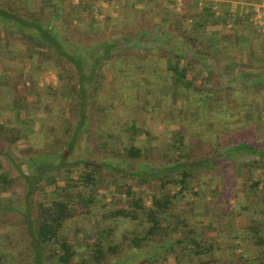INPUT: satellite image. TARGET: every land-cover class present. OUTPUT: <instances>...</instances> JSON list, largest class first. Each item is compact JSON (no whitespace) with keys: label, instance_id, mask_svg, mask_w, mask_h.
Here are the masks:
<instances>
[{"label":"trees","instance_id":"1","mask_svg":"<svg viewBox=\"0 0 264 264\" xmlns=\"http://www.w3.org/2000/svg\"><path fill=\"white\" fill-rule=\"evenodd\" d=\"M176 1L135 0L136 3L148 4L146 8L148 12L157 13L159 10L166 12L168 19L171 11L164 7L163 3L169 2L174 6L177 4ZM220 1L203 0V6L198 13L183 11L179 21H171L174 32L153 27L147 20L148 24L140 26L136 36L120 33L111 41L94 42L91 47L93 53L102 52L93 59L92 67L96 65L97 68L99 66L101 68L102 64L108 62L117 71L120 64L128 61V54L135 50L133 48H139L138 46L144 44L146 40L154 43L155 46L148 50L155 53H152L149 62L143 65L138 78H144L147 84L153 85L152 78L160 72L158 67L162 60H165L171 74L162 79L170 80L174 91H179L181 87L191 89L193 82L188 80V71L197 72L201 77L206 74L211 75L212 70H215L213 73L215 81L212 82V87L210 85L209 94L198 90L201 95L197 103L198 117L200 113L202 115L204 113L218 130L220 126L236 124L240 126L229 128L223 133L216 129L212 134L213 140L217 135L219 136V140L215 138V148L210 151V156H205L204 160L199 162L194 157L192 149L187 148L190 144H186V139L180 134L174 137V141L165 149H156L158 153L155 155L154 151L150 152L155 149L153 145L150 146L151 149L146 148L141 137L146 136L151 139V136L139 126V118L143 117L139 114L146 115L148 109L139 102L134 104L127 87L122 91L121 86L124 81L122 75L113 74L109 84L119 85L114 92L102 86L105 80L104 73L98 80L89 82L88 76L83 80L87 74L85 71L82 72L84 68L82 56L88 47L83 46L84 42L75 39L71 31L67 32L66 29L55 27L56 22L62 17L61 13H57L59 7L41 13L26 6L24 0H0L2 25H9L12 33L17 34L18 39L26 46L32 49L38 48L37 50L40 47L46 48L49 56L56 57L75 72L74 85H64L65 78L61 72H58L62 86L70 87L72 90V109L68 121L69 128L63 136L64 145L69 146V141L70 143L75 141V137L82 134L85 124L88 123L90 131L91 128H95L90 120L93 116L91 108L96 109L97 105L105 107L101 99L110 96L111 93L120 94L136 112L133 120L121 119V125L126 130L122 136H127L129 142L128 148L123 147L126 156L118 151L119 154L115 158L113 156L115 145L107 139L108 149H114L112 152L106 149L102 161L105 169L124 173L132 180L126 190L128 205L123 207L116 201L110 204V209L104 210L106 213L97 223L98 231L92 236H88L90 235L88 227L79 226V221L74 227L70 225L76 216L73 206L68 201L60 197L50 199L45 187L41 186L40 180L49 173V170L41 175L42 178L35 173L32 174L36 165L38 168H44L38 165L44 157L35 161L32 157L28 173L23 172L11 152L16 148L19 137L15 133L12 134L13 132H8L3 124L0 125V200L5 195H9L7 199H12L17 194L23 198L21 201H24L22 208L0 205V225L14 227V232L16 229H21L23 232L22 237H19L17 232L2 237L0 235V258L4 257L7 264H159L160 260H167L170 255L179 262L177 257L181 253H186L188 257L195 259L210 254L217 248L224 250L225 253V249L217 246L220 237L223 239L219 231L216 232L215 238H207L203 229L190 228L186 239L173 238L174 230L172 231L173 228L182 227L187 223L185 221L187 219L176 220L174 200L187 199V204L190 205V199L199 195L195 192V187H211L217 174L225 183L222 191H226L234 180L237 181L238 175H241L240 183L247 186L245 195L252 206L245 213L239 212L249 216V222L240 228V236L227 235L229 239L226 238L225 241L231 244L233 252L243 260V264H264V112L262 110L264 108V30L252 22L256 15L254 4L264 6V0H242L246 8L241 15H232L230 6ZM216 9L221 12L220 17L225 24L228 22L234 24L233 33L240 31L239 37L242 39L238 44L241 49L248 50L249 43L254 40L260 47L262 46L261 55H254L252 62L246 64L248 68L244 69L236 65L238 63L235 59L232 61L228 58V54L233 50L230 40L228 43L225 42L226 44L220 40L212 43V40L209 42L203 37L207 33V24L216 15ZM188 19H193L192 23L184 28L182 22ZM171 23L169 27L172 28ZM74 31L77 32V29L75 28ZM177 31L181 39L175 37ZM223 40L225 41L226 38ZM184 47H188L187 51ZM219 49L220 56L215 58L212 52L215 54ZM116 51L120 53L114 56ZM256 63H260V66L254 67ZM200 79L203 83H208ZM89 84H95L94 89L91 88L87 96V99L93 101L92 106L86 102V95L82 91L85 85ZM134 85L138 86L136 97L139 99L142 97L141 84L134 83ZM203 95L209 97L204 98ZM230 101L234 102V107L229 106ZM202 102L205 103L204 111ZM87 106L91 116L87 115L88 119L83 123V113ZM255 106L257 109H254ZM185 108L189 109V106ZM222 112L225 115L218 117ZM188 134L190 136L191 133ZM194 136L196 134H191L190 137L195 138ZM108 137L111 140L113 138L112 135ZM145 149L148 154L144 156L142 151ZM243 157H247L249 161L241 165L239 160ZM110 161H113L112 164L109 163ZM131 161L134 164H131L125 172L122 163ZM89 163L88 168L68 170L69 175L77 174V179L74 181L86 190L102 176L100 168L93 165L94 162L89 161ZM97 163L100 164V161L97 160ZM68 164L71 166L72 163ZM203 179L208 182H203ZM171 188L175 190L172 192ZM86 201L91 202L90 198ZM14 238L25 246L26 254L21 251L22 248L17 255L13 253L14 248L11 245ZM240 247H242L241 253L245 255L238 254L237 250Z\"/></svg>","mask_w":264,"mask_h":264},{"label":"rangeland","instance_id":"2","mask_svg":"<svg viewBox=\"0 0 264 264\" xmlns=\"http://www.w3.org/2000/svg\"><path fill=\"white\" fill-rule=\"evenodd\" d=\"M148 1L151 2L154 0ZM68 2L70 1L68 0ZM105 3L108 4L109 10L98 14L95 13L96 15L94 14V16L91 17H87L86 12H76L75 10L72 11L71 9H67L64 11L61 20L55 25L57 29H66L67 32L71 31V35H73L75 39L84 42L83 46L88 47L82 56L84 59V68L82 72L85 71L87 74L83 77V80L88 76L89 82H92L98 80L101 75L105 74V80L102 86L110 88V90L114 92L119 85L109 84L112 81L113 74L114 76L118 73L119 76L122 75V77H124L123 86H121L122 91H125L128 88L127 91L132 95L134 104L139 102L142 106H145V108L148 109V111L145 112L146 115L139 114V116H143L142 118H139V126L143 128V131H148L150 134L149 136H151V139L146 136L141 137V140L143 141L142 143L146 145V148H150V146L153 145L155 149H152L150 152L152 153L154 151L155 155L158 153L156 149H165L172 141H174V137H178V134H180L186 139V141L184 140L185 143L190 144L187 148H191L195 155L194 157L201 162L202 159L204 160L205 156H210V151L215 148V138L219 140L218 135L213 140L212 134H214L217 129V127L213 125V121H210V118L208 119L204 113L203 115L200 113V117H198L199 106L197 104L199 97L201 96L198 90L208 92L209 94L210 85L212 87V82L214 83L215 81V75L213 74L215 70H212L211 75L206 74L201 77L197 72L191 70L188 71V80L193 82L191 89L181 87L179 91H174L175 89L173 88L171 81H164L162 79L171 74L165 60H162L160 66L158 65L160 72L153 76V85L147 84L144 81V78L142 79L140 77L141 80L138 78L140 71L143 70V65L147 64L149 62L148 59L152 57V53H155V51L148 50V48L151 49L152 46H155L154 43H151L148 40H146L144 44H140V46H138L139 48H133L135 50L130 51L131 53L128 54V61L120 64L118 66L119 70L117 71L114 70V67L108 64V62L102 64L101 68L100 66L97 68L96 65H93L92 67L93 59L100 56L102 52L93 53L91 51L94 42L102 40L111 41L117 36V34L121 33L129 36H136V32L140 26L147 25L148 21L153 27L163 28L164 30L168 29L174 32V25L171 21H179L183 11L196 13L200 7L203 6L200 4V0H177V4L174 6L169 2H164L163 4H165V6H163L169 8L171 11L169 19L166 16V12H162V10L157 11V13L148 12V10H146L148 4H145V2L136 3L135 0H106ZM122 5L125 7H122ZM42 12H48V10L44 9ZM252 22L264 30V23H259L260 21L257 20V14L254 16ZM170 23L172 28L169 27ZM190 23V19H188L187 21L182 22V26L186 28ZM75 28L77 29V32L74 31ZM10 29V26H3L0 22V40L5 37L7 41L6 48L10 49L11 52L19 53L23 56L20 58V63H23L27 69L30 66H34L35 68H38V70L36 74L34 72L33 74L28 75L26 72L27 69H24L25 75H21V80L19 81L17 78L20 75H17L15 71L11 70V72L7 74L12 77L11 79H8L12 80L9 82H11L12 85L15 84L18 86L20 93L26 95L30 89L27 88L29 86H27L25 82L32 81L33 87L30 90V94H33L34 96L36 95L38 98V104L35 109L37 110L36 114L38 113L42 115L41 111L46 110L52 118H54L52 120L55 123L54 125L61 128V130H56L55 127L52 134L50 133L48 136L46 132L45 135L43 132L39 133V139L37 137L34 138V136L30 134L31 129H28L31 128L32 124L29 122L25 123L26 126H23V128L26 127L23 134H19L16 130L10 128L7 123L0 122V125L3 124L8 132H13L12 134L15 133L19 137L16 148L11 150V152L15 159L18 160L20 169L23 170V172L28 173L31 158L34 157L35 161V158H38L37 155L39 152L42 151L44 159L41 160H44L46 163L42 161V163L38 165H42L44 168H38L36 165L33 167L32 174L35 173L38 177L42 178L41 175L49 170V173H46L40 180L41 186L45 187L46 193L50 196V199L60 197L68 201L73 206V211L76 216L70 225L74 227V225L78 223L77 221H79V226L81 228L88 227V234H90L88 236H92L98 231L97 223L100 218H102V215L106 213L104 210L106 211L110 209V204H113L114 201H116L120 206L127 207L128 205L129 200L126 196V190L127 187L131 185L132 180L130 178L128 179V176L124 173H119L117 171L112 172L111 169H105V164L103 165L102 161L104 159L103 154L106 152V149H108L107 139L110 143H114L115 145V149H108L109 152H112L113 149L115 150L113 153L115 158H117V155L119 154L118 151H120L124 157L126 156V150H123V147L128 148L127 146L129 142L127 136H122L126 130L123 125H121V119L126 120L132 118L131 120H133L136 112L133 110V106H129L130 103L124 101L120 94L111 93L110 96L101 99L103 102L102 105H106L105 107L102 108L99 107L100 105H97L96 109L93 107L91 108L93 116L90 120H92L95 128H91L90 131L88 123L85 124L83 126L84 130L82 131V134L75 137V141L72 143L69 141V146L66 144L64 145L63 140L65 139H63V136L66 129L69 128L68 121L72 109V90L70 87L62 86L58 72H61L65 78L64 85H74L73 76L75 72L71 67L69 68L68 65L57 60L56 57L49 56V52H46V48L40 47L41 49L39 48V50H37V47H35L37 49H32L31 47L26 46L18 39L17 34L8 33ZM214 30L222 31V27L209 26L207 33L204 34L203 37L210 42V32H213ZM175 37L181 39V35L178 31ZM1 43L2 42H0V51L3 50L2 47H4ZM251 43H249L251 51L241 49L239 45L234 43L233 50L228 54V57H230L232 61L235 59L236 63H238L236 65L241 66L244 69L248 68L246 67V64L248 63V60L252 62L253 56L256 54L255 52L262 53V46L260 47L255 41L252 44ZM98 46L99 45H97V47ZM187 48L188 47H184V50L187 51ZM4 52L6 51H2L1 53ZM86 52L87 54H85ZM240 52L242 53V56L239 54ZM118 53L120 52L116 51L114 56ZM6 54L7 56L11 55L8 52H6ZM215 54L212 52L214 57ZM12 64L13 63L9 62L6 67L11 66ZM70 66L73 67V65ZM259 66L260 63L254 65V67ZM11 68H13V65ZM1 69L2 66L0 64V70ZM200 78L208 83H203ZM134 83L141 84L142 97L139 99L136 97L138 96L136 95L138 94V86L134 85ZM94 87L95 84H89L85 85L82 89L83 93L86 95V102L89 106L93 105V101L89 98L87 99V96L90 90L94 89ZM203 96L204 98L209 97V95ZM11 97L9 95L7 96V99ZM244 102L247 103L245 99ZM229 103L230 107L235 106L233 101H230ZM202 105L204 111L205 103L202 102ZM89 106L84 109L83 123L87 121V115L91 116L88 108ZM185 106H189V109H184ZM254 109H257V107L255 106ZM262 110L264 112V108ZM30 112L34 114L33 110ZM224 115L225 114L222 112L221 114H218V117ZM48 121L51 120L49 119ZM216 122H218L217 119ZM237 126H240V124L226 127L220 126L218 127L219 130H217L220 133H223L229 128L231 129ZM188 133L196 134V136H194L195 138H191V134L189 136ZM110 135L113 136V141L108 137ZM260 140H262L261 136ZM147 152V149L142 151L144 156L148 154ZM49 159L51 162H49ZM81 160L83 162H81ZM97 160L100 161V164L97 163ZM89 161L94 162L93 165L100 168L102 176L99 178L98 182H94V184L86 190L81 187L78 182L74 181L77 179V174L69 175L68 170L70 168H74L75 170L84 169V167L88 168L90 164ZM248 161L249 159L247 157H243L239 160V164L242 165ZM111 162L113 161H110L109 163L112 164ZM68 163H72L71 166H69L70 164ZM131 164H134V162L122 163L125 172H127V169ZM243 173L245 175L246 171ZM96 176L98 177V175ZM240 176L241 175H238L237 181L235 182L234 180L233 184H230L226 191H222L225 183L222 182V177L218 174L215 175V182L211 187L196 186L195 192H198L199 195L190 199V205L187 204V199L174 200L176 220H179L180 218L183 220L187 219L185 220L187 223L182 227L180 226L172 229V231L174 230L173 238L186 239L190 228L203 229L207 238H215L216 232L219 231L221 236H223V239L220 237L221 240L217 241V246L225 249L226 252L224 253V250L217 248V250L210 252V254L202 255L196 259L188 257L186 253H181L177 257L180 260L179 262L173 257V255H170L167 260H160L159 264H243V260L233 252L231 244L228 241H225V239L228 238L227 235L240 236V228L249 222L248 215L245 216L239 214V212L245 213L251 206L245 195L247 186L240 183ZM203 182L208 181L203 179ZM171 190L173 192L175 189L171 188ZM86 196L87 198H90V203L86 201ZM7 198H9V195H5L4 198L0 200L1 206L8 205L11 206V208L23 207L24 201H21L23 198H20V195L16 194L12 199ZM16 232L19 237L23 236L21 229H16L14 232V227H8L4 224L0 225L1 237L8 233L15 234ZM238 242L239 241H236V243ZM19 244V240L14 238L11 245L14 248L13 253L17 255L18 251L22 248L21 251L26 254L27 249L25 246L20 244L21 246L19 247ZM240 250H242V247L237 250L238 254L245 255V253H241ZM0 263L7 264L4 257L0 258Z\"/></svg>","mask_w":264,"mask_h":264},{"label":"crops","instance_id":"3","mask_svg":"<svg viewBox=\"0 0 264 264\" xmlns=\"http://www.w3.org/2000/svg\"><path fill=\"white\" fill-rule=\"evenodd\" d=\"M69 1L70 2H68V0H24L26 6L30 7V9L37 10V11H43L42 9L52 11L53 9H58V7H59V10L57 11V13L58 14L61 13L62 17H63L64 11L67 9H71L72 11L75 10L76 12H79V11L86 12L87 17L94 16L95 13L98 14V13H102V12H107L109 10L108 4L105 3L106 0H69ZM202 2H203V0H200V4L203 5ZM220 3L227 4L228 6H230V11H231L232 15H237V14L241 15L243 13V11H245V8H246L245 3L242 0H221ZM123 6L124 5H122V7ZM254 6L256 7L257 16H258V14L264 12V8H262L264 6L259 5V4H254ZM201 8H202V6L200 7V9ZM215 8L216 7H214V9ZM200 9L196 13H198L200 11ZM246 11H247V9H246ZM220 15H221V12L218 11V9H216L215 17H213L209 21V23L207 24V29L209 28V26L210 27L211 26L212 27H216V26L222 27V31L214 30L213 32H210V40H212V43H217L220 40L223 42V44L225 42L228 43V41L230 40V42L233 45H234V43L236 45H239L238 43H240V40L242 39L239 37L241 34L240 31L233 33L234 24L232 22H228L227 24H225V22L221 20ZM60 20H61V17H60ZM60 20H58L56 22V24ZM192 20L193 19H190L191 23H192ZM259 23L263 24L264 20L262 22L260 21ZM7 26H9V25H7ZM8 33L11 34L12 29H10L8 31ZM230 36L233 38L231 39ZM225 38H226V40L224 41L223 39H225ZM254 41H251V42L253 43ZM0 42H2L1 45L4 46V47H2L3 50L0 51V64L2 66V69L0 70V122L9 124L10 128H12L13 130H16L19 134H23L25 132L26 127L23 128V126H26L25 123L29 122L30 124H32V126L28 130L31 129L30 134L32 136H34V138H36V137L39 138V133H42V132L44 133V135L46 132L47 136L50 133L52 134V131L55 129V127H56V130L60 131L61 128H58L57 126L54 125L55 123H54V121H52L54 118H52V116L46 110L41 111L42 115H40L38 113L36 114L37 110H35V109H36L37 104H38V98L36 97V95L34 96L33 94H30V90L33 87L32 81H29V82L26 81L25 82V84L27 86H29L27 88L30 89L28 91L29 94L27 93L26 95H23L20 93L18 86H16L15 84L12 85V83L9 82L12 80H8V79H11L12 77L7 75V74L10 73L11 70L15 71V73L17 75H20L17 78V80L19 81V80H21V75L22 76L25 75L24 69H27V67L25 65H23V63H20V58L23 57L22 55H20L19 53L11 52L10 49L6 48L7 41H6L5 37H3V39L0 40ZM255 43H258V42L255 41ZM249 50L251 51L250 48L248 49V51ZM2 51H6V52L10 53L11 55L7 56L6 52H4L5 53L4 54V53H1ZM219 51H220V49L216 52L215 58L220 56ZM255 53H256L255 55H261L260 52H255ZM239 54L242 56L241 52ZM31 56H32V54H31ZM228 58H230V57H228ZM9 62L13 63L12 64L13 68H11L12 65L9 67H6L9 64ZM250 62L251 61L248 60V64ZM33 67L34 66H30L28 68L29 70L28 69L26 70L28 75H31L34 72L36 74L38 68H35V67L33 68ZM8 68H10V69H8ZM9 95H10V97L12 95V97L7 99V96H9ZM32 110H33L34 114H32L30 112ZM50 110H52V109H50ZM49 119L51 121H48ZM37 157L38 158H35L36 160H38L39 158H43L42 151L39 152ZM42 161L44 163H46L44 160H41V163H42Z\"/></svg>","mask_w":264,"mask_h":264},{"label":"built area","instance_id":"4","mask_svg":"<svg viewBox=\"0 0 264 264\" xmlns=\"http://www.w3.org/2000/svg\"><path fill=\"white\" fill-rule=\"evenodd\" d=\"M257 20H258V21H261V22L264 20V12L258 14V16H257Z\"/></svg>","mask_w":264,"mask_h":264}]
</instances>
